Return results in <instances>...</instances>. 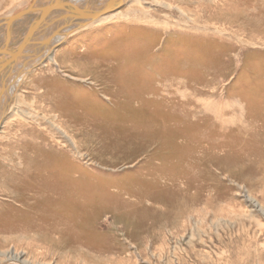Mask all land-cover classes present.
<instances>
[{
  "label": "rangeland",
  "instance_id": "374dc122",
  "mask_svg": "<svg viewBox=\"0 0 264 264\" xmlns=\"http://www.w3.org/2000/svg\"><path fill=\"white\" fill-rule=\"evenodd\" d=\"M237 1L143 0L158 21L84 31L56 48L62 72L30 74L23 106L59 130L0 128V260L264 264V0L261 20H210L232 35L178 25Z\"/></svg>",
  "mask_w": 264,
  "mask_h": 264
},
{
  "label": "bare ground",
  "instance_id": "6f19581e",
  "mask_svg": "<svg viewBox=\"0 0 264 264\" xmlns=\"http://www.w3.org/2000/svg\"><path fill=\"white\" fill-rule=\"evenodd\" d=\"M7 1V8L5 7L7 12L0 15V19L12 16L16 13L17 6H21L20 10H22L33 0ZM46 1L49 0H37L36 4L40 5ZM109 1L110 0H64L62 2H65V4L61 5L58 10H54L49 14V17H47L48 19L45 18V20H37V22L36 20H10V23L9 21L5 22V20H0V128L5 125L6 122L10 123V121L14 120H19V122L27 120L39 126V122L43 119L47 121H45L46 124L51 123L59 130V128L51 122L50 116L45 111L37 110L35 112L34 108H25L27 105L23 106V102H25V92H23L22 85L31 73L37 74L36 78L39 79L38 71L42 68H45V71L49 74L61 71L60 59L57 60L54 56L56 48H58L61 43L66 42L68 39L84 31H91L92 28L100 26L105 27V25L114 23L115 21L121 22L122 20H131V23L136 21L134 25H141L139 22H142L144 25H151L158 21L152 16L151 19L146 18L148 9L140 6L143 0H117L118 6L115 9L107 10L94 18H88L92 11L101 9L103 6L107 5ZM242 2V5H244L243 10L239 11L234 9L233 13L231 11L227 13L225 11L226 8L223 10L214 9L213 14L210 15L211 17L206 19L207 21L200 22V20H194L198 23L196 25L184 21V24L178 25L181 28H186L184 29L185 31H198L200 29V31L208 35H215V33L221 36H223L222 34L232 35L229 28H225L224 26L215 27L210 20H226L231 23L232 20H261V16L256 18L254 14H249L250 11L248 9L250 5H253L252 3H257L259 0L237 1L235 8H237V6L239 7ZM128 4H134L135 12L132 17L128 16L127 13H123L121 9V7H126ZM76 13H82V16L85 17L74 18ZM136 14L140 16L139 19L136 18ZM262 17L264 18V16ZM162 20L168 19L164 18ZM162 25L167 26V22L165 21V24ZM255 39H257L255 41H257V43L259 42V45H264V41L260 38L256 37ZM255 41L250 38V40H248V45H256ZM3 65L4 67H2ZM63 67L68 68L67 70L71 72L70 74L64 73L63 76L71 80L78 79V77L72 75L73 71L83 75L86 73V70L82 72L76 70L73 64H69L68 66L63 65ZM81 68L87 69L86 66L82 65L78 67V69ZM87 132V130L83 129L82 132L76 134L77 136L80 134L83 148H86L84 143L86 142L87 144V142H89L85 140L90 134ZM65 137L69 139V141H73V138L69 134H65ZM73 146L75 153L82 157V155H84V153L81 152L83 148H78L76 144H73ZM7 256V258L5 256L6 259L0 260V264H33L21 260L20 257L14 253H9Z\"/></svg>",
  "mask_w": 264,
  "mask_h": 264
},
{
  "label": "water",
  "instance_id": "95a60500",
  "mask_svg": "<svg viewBox=\"0 0 264 264\" xmlns=\"http://www.w3.org/2000/svg\"><path fill=\"white\" fill-rule=\"evenodd\" d=\"M62 1L64 0H49L44 2L43 4L37 5V0H33L28 6H26L22 10L14 13L10 17L2 18L0 20H5V22L9 21V23L10 20H36V22L37 20H45V18L49 17V14H51L56 9L58 10L61 5L65 4V2L63 3ZM117 6V0H110L109 3H107V5L103 6L101 9L97 11H92L88 18H94L107 10L115 9ZM77 17L85 16H82V13H76L74 18ZM2 67H4V65Z\"/></svg>",
  "mask_w": 264,
  "mask_h": 264
}]
</instances>
